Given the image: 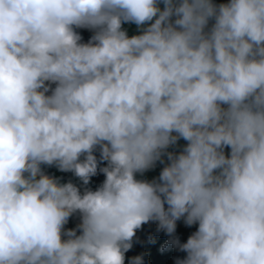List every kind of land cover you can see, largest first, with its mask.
<instances>
[{
	"label": "clouds",
	"instance_id": "1",
	"mask_svg": "<svg viewBox=\"0 0 264 264\" xmlns=\"http://www.w3.org/2000/svg\"><path fill=\"white\" fill-rule=\"evenodd\" d=\"M149 222L264 264V0H0V264H125Z\"/></svg>",
	"mask_w": 264,
	"mask_h": 264
},
{
	"label": "trees",
	"instance_id": "2",
	"mask_svg": "<svg viewBox=\"0 0 264 264\" xmlns=\"http://www.w3.org/2000/svg\"><path fill=\"white\" fill-rule=\"evenodd\" d=\"M214 3H226L227 0H213ZM214 21L209 22V27ZM128 29L129 35L137 34L136 28L134 25H125ZM186 142L181 140L179 144L183 146ZM171 150V149H170ZM177 151L179 149H176ZM226 153L229 149L225 150ZM99 156V153H96ZM163 165L157 164L156 168L150 170L144 174L143 177H138L141 179L151 180L155 177H158ZM47 172L54 174L59 177H63L64 180L74 179L71 173H62L57 169L47 168ZM104 180L103 174H98L92 178L91 187L95 189L98 187ZM79 222L78 217H73L70 219L69 224L66 225L68 228H73ZM198 225H192L191 227L185 225L183 219L177 221V227L175 232V237H178L181 243H185L188 237L197 230ZM171 239L165 231L158 230L157 222H149L142 225L141 229L137 230L136 236L133 238L132 248L125 253V264H128L129 260L138 255H143L144 264H175L177 258H184L186 253L180 252L172 244L168 243ZM167 245V247H165Z\"/></svg>",
	"mask_w": 264,
	"mask_h": 264
}]
</instances>
